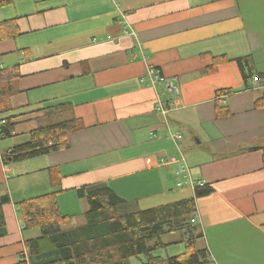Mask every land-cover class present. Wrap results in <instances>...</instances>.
Listing matches in <instances>:
<instances>
[{"label":"crops","instance_id":"0c3cea01","mask_svg":"<svg viewBox=\"0 0 264 264\" xmlns=\"http://www.w3.org/2000/svg\"><path fill=\"white\" fill-rule=\"evenodd\" d=\"M5 1L0 21H15L16 34L0 40V70L19 73L10 108L0 106V119L14 115L9 141L53 117H74L83 127L65 148L0 161V198L10 197L2 207L0 264L16 263L30 237L16 202L55 192L73 224L87 209L76 190L97 185L129 209L210 187L195 199V222L180 243L156 254H179L192 240L207 247V264H264V167L262 152L251 150L264 142V105L255 107L264 100V78L260 88L246 90L233 60L251 54L264 75V0ZM219 55L230 60L207 71ZM151 69L179 95L171 98ZM5 85L0 80V96ZM158 101L168 107L165 116ZM218 101L228 115L217 117ZM169 131L181 139L173 141Z\"/></svg>","mask_w":264,"mask_h":264},{"label":"trees","instance_id":"16d2710c","mask_svg":"<svg viewBox=\"0 0 264 264\" xmlns=\"http://www.w3.org/2000/svg\"><path fill=\"white\" fill-rule=\"evenodd\" d=\"M7 1H0V6ZM16 34L13 20L0 21V40ZM224 60V55L214 56L206 69L213 71ZM236 61L246 90L252 88V80L263 81L264 75L255 68L251 54L233 58ZM0 70V80L6 82V94L0 96L2 111L10 108L8 98L17 91L14 87L19 76L17 69L9 73ZM4 95V96H3ZM264 105L262 98L255 101V107ZM217 117L228 115L227 108L216 104ZM14 115L0 119V138L14 135ZM83 124L74 117H55L39 123L28 132L25 139L0 152L4 164L19 162L26 158L48 154L65 148L71 132L81 129ZM251 150L262 152L264 167V142ZM78 197L86 200L87 209L81 222L71 224L72 217L60 212L55 192H49L15 203L21 217L24 235L34 231L35 235L24 238L25 256L14 264H207L209 253L206 246L198 247L188 240L183 252L172 256H160L156 251L166 247L161 237L165 233L183 230L185 220L195 214V199L209 194L210 187H197L193 196L144 209L127 208L128 201L121 198L107 185L83 186L77 190ZM10 201L7 193L0 198V237L5 230L3 205ZM189 222V221H188ZM37 229V230H36ZM37 231V232H36ZM135 260V262L133 261Z\"/></svg>","mask_w":264,"mask_h":264},{"label":"built area","instance_id":"2783aa9c","mask_svg":"<svg viewBox=\"0 0 264 264\" xmlns=\"http://www.w3.org/2000/svg\"><path fill=\"white\" fill-rule=\"evenodd\" d=\"M150 72L153 73L152 76L154 81L164 83L165 91L170 95L171 98H175L179 95V88L167 81L162 74L156 72L154 69H151ZM251 84L253 89H258L261 87L260 80L258 79H253ZM223 99H225V97H223ZM156 111L165 116L168 111V107L158 101V103L156 104ZM168 137L173 141L178 142L181 139L182 135L179 132L169 131ZM170 161H176V159L174 157H171ZM179 172H183V170H179ZM181 183L182 182L178 183V185H180Z\"/></svg>","mask_w":264,"mask_h":264},{"label":"rangeland","instance_id":"374dc122","mask_svg":"<svg viewBox=\"0 0 264 264\" xmlns=\"http://www.w3.org/2000/svg\"><path fill=\"white\" fill-rule=\"evenodd\" d=\"M23 139H25V137L23 138H20L18 140H15V142H18V141H22ZM11 143H14V142H11L9 141V139H5V138H0V152L2 153L3 152V147L4 146H8L10 145ZM19 221H20V224H22V220H21V217L19 216L18 217ZM83 220H79V222H81ZM189 221V222H188ZM14 222V220H13ZM195 222V218H191V219H188V220H185L184 222H182L184 224V227H183V230H180V231H176V232H173V233H165L162 235L161 237V240L164 242V243H177L179 240H181L182 236L186 233L182 232V231H185L186 230L188 231V228L190 227L189 225L190 224H194ZM37 230V229H36ZM37 232V231H36ZM34 233V231H30V232H27L26 235L27 236H32ZM35 235V234H34ZM188 237V236H187ZM12 237H7L6 240H11ZM188 241V240H187ZM180 243V242H178ZM174 246V245H173ZM177 251V249L174 250V248H172L171 250L168 248L167 250V253H175ZM161 252L162 254L164 255V249H161ZM26 254L24 253L23 256H25ZM135 262V260H133Z\"/></svg>","mask_w":264,"mask_h":264}]
</instances>
